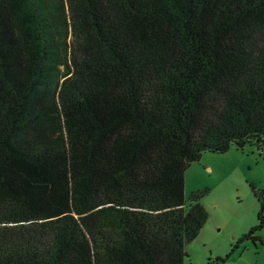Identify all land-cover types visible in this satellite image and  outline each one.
<instances>
[{
  "label": "trees",
  "instance_id": "16d2710c",
  "mask_svg": "<svg viewBox=\"0 0 264 264\" xmlns=\"http://www.w3.org/2000/svg\"><path fill=\"white\" fill-rule=\"evenodd\" d=\"M245 145L264 0H0V264H184L186 169Z\"/></svg>",
  "mask_w": 264,
  "mask_h": 264
},
{
  "label": "rangeland",
  "instance_id": "374dc122",
  "mask_svg": "<svg viewBox=\"0 0 264 264\" xmlns=\"http://www.w3.org/2000/svg\"><path fill=\"white\" fill-rule=\"evenodd\" d=\"M184 198L206 212L197 237L185 246L184 264H264L263 150L204 151L185 171Z\"/></svg>",
  "mask_w": 264,
  "mask_h": 264
}]
</instances>
